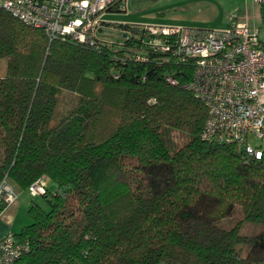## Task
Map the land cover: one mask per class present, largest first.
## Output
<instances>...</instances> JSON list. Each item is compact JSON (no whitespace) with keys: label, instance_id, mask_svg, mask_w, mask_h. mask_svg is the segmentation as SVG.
Masks as SVG:
<instances>
[{"label":"trees","instance_id":"obj_1","mask_svg":"<svg viewBox=\"0 0 264 264\" xmlns=\"http://www.w3.org/2000/svg\"><path fill=\"white\" fill-rule=\"evenodd\" d=\"M114 28L140 37L49 40L0 8V181L54 185L48 208L32 200L13 232L29 246L18 264H264V230L240 233L244 221L264 226V155L202 137L207 107L187 87L195 61L175 35L163 51L143 30ZM63 90L78 101L52 123ZM236 206L243 218L219 226Z\"/></svg>","mask_w":264,"mask_h":264},{"label":"built area","instance_id":"obj_2","mask_svg":"<svg viewBox=\"0 0 264 264\" xmlns=\"http://www.w3.org/2000/svg\"><path fill=\"white\" fill-rule=\"evenodd\" d=\"M126 0H0L23 23L44 29L49 40L70 39L92 44L106 40L105 34L140 37L130 29H106L103 15ZM143 30L142 37L151 47L168 51L166 38L176 36V51L192 58L195 70L187 87L207 107L202 137L241 147L254 158L264 155V45L258 28L245 20H236L227 28L200 29L183 26L130 24ZM113 31V30H111ZM121 43V41L119 40ZM104 43V41L102 42ZM142 60L141 55H135ZM171 84L176 80L167 77ZM45 177L33 182L32 195L45 192ZM19 192L4 176L0 181V203H15ZM27 242L9 231L0 239V264H18L28 251Z\"/></svg>","mask_w":264,"mask_h":264},{"label":"rangeland","instance_id":"obj_3","mask_svg":"<svg viewBox=\"0 0 264 264\" xmlns=\"http://www.w3.org/2000/svg\"><path fill=\"white\" fill-rule=\"evenodd\" d=\"M140 1V0H138ZM158 0H144V3H149L150 5L154 4ZM192 0H160L158 5H165L167 3H177V2H188ZM209 3H212L208 8L207 2H202L198 4V8L194 10L195 14L193 17L199 20L200 27L205 28H227L229 27L230 18L243 19L249 23L253 28H258L261 38H264V27L261 25L260 15L258 11L257 0H207ZM132 8V6H131ZM128 11V10H127ZM115 13V12H109ZM191 17V16H190ZM6 69L5 59L0 60V76L4 75ZM78 101V96L68 90L61 91L59 95V103L57 107V112L52 119V123L57 122L59 115H64L69 109L74 107ZM45 184L51 186V189H54V185L45 179ZM17 191H19L16 188ZM18 199L16 202L19 207L15 213V223L13 225V232L19 233L22 226L30 222L28 216V208L31 204V201L39 203L44 208H48V204L45 199L40 195H32L28 190L20 191L18 193ZM4 211V210H3ZM2 213V212H1ZM0 213V214H1ZM243 218L241 210L238 206L234 208V211L230 216H227L221 220L217 221V224L223 228L229 229L235 225V223ZM264 230V226L244 221L242 223L240 233L253 235L257 234L260 231ZM245 250L248 247H244Z\"/></svg>","mask_w":264,"mask_h":264},{"label":"crops","instance_id":"obj_4","mask_svg":"<svg viewBox=\"0 0 264 264\" xmlns=\"http://www.w3.org/2000/svg\"><path fill=\"white\" fill-rule=\"evenodd\" d=\"M159 1L160 0L150 5L149 3H144V0H126L124 9L122 11H107L103 15L106 29L110 32L116 33V31H114L116 30L114 26L117 24H150L160 26H183L209 29L200 27L199 20L193 17V15L195 14L194 10L198 8V4L207 2V8L212 5V3H209L207 0H192L188 2L167 3L160 6L158 5ZM109 12L115 13L112 14ZM236 20L239 19L230 18L229 25H231V23ZM18 192H20V190ZM17 203L18 202H15L11 205L6 206L4 211H2V213L0 214V239L9 231L13 232L15 213L17 208L19 207Z\"/></svg>","mask_w":264,"mask_h":264}]
</instances>
